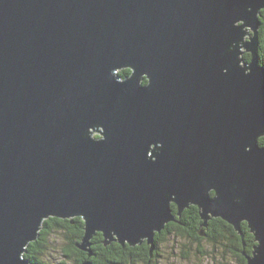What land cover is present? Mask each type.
Returning <instances> with one entry per match:
<instances>
[{"label":"water","instance_id":"obj_1","mask_svg":"<svg viewBox=\"0 0 264 264\" xmlns=\"http://www.w3.org/2000/svg\"><path fill=\"white\" fill-rule=\"evenodd\" d=\"M262 10L0 0V264H32L23 254L49 218H81L89 256L97 233L151 252L172 204L241 238L246 223L256 245L242 255L264 264Z\"/></svg>","mask_w":264,"mask_h":264},{"label":"trees","instance_id":"obj_2","mask_svg":"<svg viewBox=\"0 0 264 264\" xmlns=\"http://www.w3.org/2000/svg\"><path fill=\"white\" fill-rule=\"evenodd\" d=\"M259 18L261 27L258 35V57L259 55L261 57L262 55L260 53L264 49V10L260 12ZM243 59L244 62L248 63L251 57L247 54ZM262 69L264 68L262 67ZM128 73V70L119 72V74L123 76L128 75ZM258 144L260 147L264 148V137L259 139ZM182 214L180 222L183 225V228L181 227L183 231H179L178 234L185 237L186 233L185 239L197 244L193 252L197 254L198 257L206 256L207 251L203 250L200 246L205 242L210 245L211 253L215 254L222 252L220 254L222 258H224L227 253H231V255L237 259L238 263L246 264V260L242 253L251 254L253 247L256 245L246 223L241 224V233L243 235V238H241L233 226L221 219H210L207 222V226L203 227V221L195 206H190ZM55 229H63L66 232V237L60 252L63 260H59L58 257L56 259L52 254L56 250L57 244L54 238H51L54 232L53 230ZM201 230L204 236L199 235ZM162 233L164 234L163 230L160 233H155V235H160ZM166 233L167 231L165 234ZM83 236L84 224L81 218L69 220L49 218L42 223L37 239L26 247L23 258L32 264H82L85 261L91 262L92 264H129L134 258H141L142 261H147L143 262L144 264H149V245L145 247V250L141 248V250L138 249L137 252L134 251L133 247L128 245H124L126 247L124 248L121 247L120 244L110 243L108 245L109 247H105L102 235L97 233L90 241L92 255L89 256L88 253L82 252L76 247L78 243H81ZM120 247L123 248L122 252H118ZM107 249L109 250L108 253H106ZM182 255V258L186 259L190 253L189 251H185ZM65 261H68V263Z\"/></svg>","mask_w":264,"mask_h":264},{"label":"rangeland","instance_id":"obj_3","mask_svg":"<svg viewBox=\"0 0 264 264\" xmlns=\"http://www.w3.org/2000/svg\"><path fill=\"white\" fill-rule=\"evenodd\" d=\"M247 38L248 35L246 36ZM245 38V41L248 39ZM259 55V66L264 68V49ZM246 52H243V57H245ZM261 67V68H262ZM264 72V69L262 70ZM53 235L51 238H54L56 244V250L54 251L53 256L58 257L59 260H63L61 258V248L64 243V239L66 237V232L63 229H55L53 230ZM177 230L172 229L171 235L167 237V240L160 243V254L161 257L155 258L152 263L149 264H238L237 259L231 255V253H227L224 258L220 256L222 252L211 253L210 245L203 242L200 246L203 250H206V256L198 257L193 251L196 249L197 244L187 241V239H183L181 235L176 232ZM185 251H189L190 255L186 259L182 258V253ZM68 263V261H65ZM129 264H144L141 258H134Z\"/></svg>","mask_w":264,"mask_h":264},{"label":"flooded vegetation","instance_id":"obj_4","mask_svg":"<svg viewBox=\"0 0 264 264\" xmlns=\"http://www.w3.org/2000/svg\"><path fill=\"white\" fill-rule=\"evenodd\" d=\"M125 70L129 71L128 75L131 73V71L129 69H125ZM147 83H148L147 80L144 79L143 80V84H147ZM171 210H172V214H173L175 220L173 222H170L167 225H165V227L163 229L164 234L167 231V233L165 235L163 233L160 234V235H158V234L154 235L155 237H154V240H153V248H152V251L150 252L148 263H152L155 260V258L161 257V254H160V249H161L160 248V243L163 242V240H164V242L167 240V237L169 235H171L172 229L177 230L176 232L183 231V229H182L183 225L181 224L180 219L182 218V215H183L182 213L185 210L179 215L176 206L173 205V204L171 205ZM166 226H167V228H166ZM185 237H186V233H185ZM185 237L182 236L183 239H185ZM111 244H117L118 245V243H116V242H112ZM146 246H148V245L145 242H143L141 245H137V246L133 247V249H134L135 252H137L138 249L141 250V248L143 250H145ZM105 247H109V246L106 245ZM121 247L126 248L125 246H121ZM121 247L119 248L120 250L118 252H122L123 248H121ZM108 252H109V250L107 249L106 253H108ZM143 262H147V261H143Z\"/></svg>","mask_w":264,"mask_h":264}]
</instances>
